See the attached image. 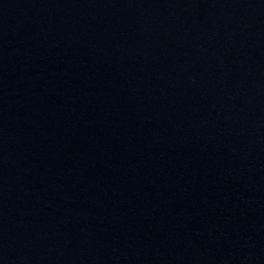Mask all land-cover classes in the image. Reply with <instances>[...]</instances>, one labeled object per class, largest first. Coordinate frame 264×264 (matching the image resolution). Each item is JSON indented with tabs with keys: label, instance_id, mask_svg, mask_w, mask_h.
I'll use <instances>...</instances> for the list:
<instances>
[{
	"label": "water",
	"instance_id": "95a60500",
	"mask_svg": "<svg viewBox=\"0 0 264 264\" xmlns=\"http://www.w3.org/2000/svg\"><path fill=\"white\" fill-rule=\"evenodd\" d=\"M146 0H0V264H107Z\"/></svg>",
	"mask_w": 264,
	"mask_h": 264
}]
</instances>
